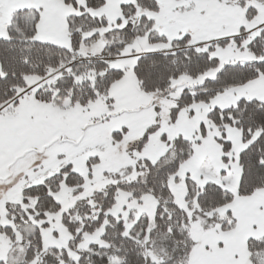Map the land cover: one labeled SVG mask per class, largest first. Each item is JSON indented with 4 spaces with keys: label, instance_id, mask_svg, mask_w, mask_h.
Masks as SVG:
<instances>
[{
    "label": "snow or ice",
    "instance_id": "1",
    "mask_svg": "<svg viewBox=\"0 0 264 264\" xmlns=\"http://www.w3.org/2000/svg\"><path fill=\"white\" fill-rule=\"evenodd\" d=\"M0 264H264V0H0Z\"/></svg>",
    "mask_w": 264,
    "mask_h": 264
}]
</instances>
